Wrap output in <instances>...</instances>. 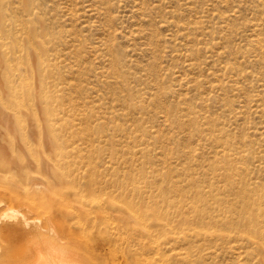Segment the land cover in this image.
Here are the masks:
<instances>
[{"label":"rangeland","instance_id":"rangeland-1","mask_svg":"<svg viewBox=\"0 0 264 264\" xmlns=\"http://www.w3.org/2000/svg\"><path fill=\"white\" fill-rule=\"evenodd\" d=\"M34 1L43 10L44 14L41 12V15L46 20L48 31L57 32L55 36L58 37L55 38L48 53L41 55L54 65L47 69V74L50 75L47 77L48 88L49 85L54 89L55 85L63 84L66 87L65 95L59 99V103L68 110L65 109L68 114L71 111H78L81 114L79 117L62 115L60 124L64 123L74 131H82L81 138L94 145L93 148L89 146L82 155L74 159L75 163L68 169H60L61 166L55 165L52 168L53 172L66 174L68 183L78 187H83L84 183L93 180H103L104 183L107 181L111 184L110 188L100 194L111 195L115 178L134 183L140 191L154 193L161 191L167 194L171 193L173 188L170 181L176 184V180L178 183L183 182L191 175L201 185L200 187L205 190L211 187L218 193L206 198L207 204L213 208L210 215L215 219L220 218L223 213L227 214L229 210L236 216L243 210V205L245 206L247 201H252L261 194L249 183L258 181L264 185V96L259 102L262 110L259 113H254L253 105H249L239 108L242 113L238 114L237 120L229 118L233 116L234 109L237 111L236 106L248 96L259 93L257 88L252 87L256 85L255 76L260 75L264 79V52L252 48L249 44V40L259 34L264 45V22L259 33L255 34L250 29H245V25L257 16L261 17V14L264 16V0H261L262 5L259 6L257 5L259 0H249L251 2L243 7L237 18L230 21L232 30L225 28L226 23L221 16L233 13L237 5L235 0H227L226 3L223 0ZM20 7L18 0H6L5 16L8 24L26 21L27 17ZM203 25H207L209 34H200V31L191 29L190 32L188 29L183 30ZM180 43L186 45L183 47L188 51L179 47ZM147 48L150 50L145 52ZM216 50L225 51V56L219 57ZM189 62L194 64L193 68L187 67ZM230 67L236 70L232 72ZM108 69H112L111 77L103 72ZM26 72L23 66L17 70L18 75ZM249 72L253 74L246 77ZM27 73L26 76L29 77V72ZM212 73L215 76L211 75ZM243 76L244 84L241 83L240 89L213 90L214 86L233 79H241ZM25 82L27 81L20 83V88ZM154 93L159 97L156 102L150 103L147 97ZM209 95L215 97L202 104L201 99ZM140 100L143 101V106L130 105L131 102ZM112 102L116 105L114 106ZM193 108L197 115L192 114ZM204 117H207V120ZM44 118L41 116L42 120ZM218 130H223V133L219 134ZM132 133L146 136L142 140L132 139ZM212 135L219 136L222 141L228 138L229 141L226 142L229 143V152L248 150L252 154L251 158L243 161L232 159L221 161V156L216 157V153L222 151L220 142L211 140ZM157 145L163 148L160 149ZM168 161L171 164L173 162L172 167L171 164L168 165ZM52 171L46 175L34 168L28 179H25L31 184L34 180L37 184L43 180L39 185L50 188L44 189L46 195L51 196H45L48 200L56 199L60 195L50 177ZM13 176L17 177L13 173L7 178L11 179ZM234 189L237 192L241 191L239 196ZM54 192L57 195H54ZM243 192L248 194L243 196ZM36 197L34 200L38 201L40 198ZM100 199L106 204L110 203L105 197ZM24 200L27 203L32 202L29 197ZM4 208L7 210V207L3 206L0 215L6 212ZM262 209L264 205L257 210L258 213L254 212L259 218L264 216V211L260 212ZM30 215L37 216L35 213ZM110 224L111 227L103 224L100 227L89 228L91 232L86 228L82 244L88 242L83 244L87 248L94 245L98 232L106 228L112 230V221ZM214 229L218 230L216 227ZM236 243L242 242L230 244L211 242L209 245L213 253L211 257H237L236 253L227 252V248L237 246ZM242 244L245 247L240 250L242 256L253 257L251 263L255 264L257 257H262L258 249L246 243ZM102 255L100 257H121L112 253V246ZM228 260L226 259V262ZM93 264H112V260L102 259Z\"/></svg>","mask_w":264,"mask_h":264},{"label":"bare ground","instance_id":"bare-ground-1","mask_svg":"<svg viewBox=\"0 0 264 264\" xmlns=\"http://www.w3.org/2000/svg\"><path fill=\"white\" fill-rule=\"evenodd\" d=\"M235 1L237 5H235L236 9L233 10V13L221 16L223 22L226 23L227 30H232L230 21L237 18L243 7L251 2L249 0ZM223 2L228 1L223 0ZM5 3L6 0H0V180H2L0 181V210L3 206L7 207V210L4 208L6 212L0 215V264H93L102 259H110L112 264H252L253 257H243L240 252L242 248H245L242 243L256 247L262 257H257V261L254 263L264 264V216L259 218L254 214V212L258 213L257 210L264 205V185L258 181H253L249 185L261 194L252 201L244 203L245 206L242 204L243 210L239 214L235 216L233 211L229 210L227 214L223 213L220 218L215 219L210 215L213 208L207 204L206 198L213 196V193H218L214 192L211 187L206 190L200 187L201 185L191 175H188V178L183 182L178 183V180L175 179V184L170 181L171 184L173 183L171 186L174 188L175 185L176 188L174 190L171 188L172 192L167 194L161 191L155 193L147 190L140 191L134 183L115 178L112 183L111 195L110 193L100 194L110 188L111 184L107 181L104 183L103 180H93L84 183L83 187H78L68 183L66 174H57L52 171L55 165L61 166L60 169H68L75 163L74 159L82 155L89 146L93 148L94 145L88 144L81 138L82 131H74L64 123L60 124L62 115L79 117L81 114L78 111H71L69 115L66 112L67 109L59 103V99L65 95L66 87L63 84L55 85L54 89H51L49 85L48 88L47 77L50 75L47 74V69L54 65L41 55L48 53L55 38L58 37L55 36L57 32L48 31L46 20L41 15V12L44 14L42 8L34 0H18L19 7L21 6L20 10L27 19L25 22L14 21L13 25H10L5 16ZM221 3L220 1L219 4ZM257 5H262L261 0L257 2ZM261 15L247 23L245 29H250L255 34L259 33L262 29V22H264V16ZM185 29H188V32L191 29V31H200V34H209L207 25L183 28V30ZM139 34H141V30ZM258 35L256 38L250 39L249 44L252 48L264 52V45ZM114 40L116 41V39ZM183 46L186 45L179 44V47ZM183 48L188 51L187 48ZM149 50L147 48L145 52ZM224 54L225 51L216 50V55L219 57H224ZM20 66L29 72V77L26 76L27 72L18 75L17 70ZM193 66L192 62L187 64V67L193 68ZM225 68L227 69V67ZM230 68L232 72L236 70L234 67ZM103 72L109 77L112 76V69ZM252 74L249 72L245 76ZM211 75L215 76L214 73ZM245 76L214 86L213 90L240 89L241 83L244 84ZM255 77L256 85H252V87L257 88L259 93L248 96L245 101L240 103L241 106L240 104L236 106L237 111L235 112L234 109L230 120H237L242 113L239 108L249 105H253L254 113L262 111L259 102L264 96V83H262L264 79L260 75ZM23 81L27 82L20 88V83ZM150 94L147 97L148 101L156 102L159 96L155 93ZM127 97L129 96L127 95ZM213 97L215 95L202 98V104L210 101ZM164 101L166 102V99ZM142 102V100L135 101L130 105L140 104L143 106ZM159 102L162 101L159 100ZM112 103L114 106L116 105L114 102ZM194 109H192V114L197 115L198 113ZM41 116L45 117L44 120L41 119ZM204 119L207 120V117ZM217 132L222 134L223 130ZM260 133L262 134V132ZM145 136L146 134L132 133L131 138L142 140ZM162 136L160 135V137ZM211 140L220 142L222 151L221 153L217 152L216 157L221 156V161L224 159L243 161L252 156L248 150L237 153L229 152V143L226 142L229 141L228 138L222 141L219 136L212 135ZM161 145L157 146L161 149ZM162 151L164 152V149ZM171 151H169L170 154ZM187 154L185 156L188 158ZM177 158L176 160H179ZM109 163L111 164L112 161ZM170 164L169 162L168 165ZM34 168L46 175L51 174L50 171L53 172L50 177L55 182V190L60 193L56 199H46L45 196L49 194L46 195L44 189L50 190V188L46 185H43L45 188L40 187L42 179L39 184L34 183L35 180L33 184L28 180L25 181ZM13 173L17 177L13 176L8 179L7 176ZM132 177L135 178V176ZM219 177L222 178V175ZM34 179L37 178L34 177ZM249 191H251L250 188ZM239 192H237L238 196ZM243 194L245 196L248 192H243ZM36 196L40 198L37 199L38 201L34 200L37 198ZM26 197L31 198L32 202L27 203L24 200ZM100 197L109 199L110 203L102 202ZM242 199L245 200L244 197ZM263 211L264 209L260 212ZM32 213L37 216L32 217L30 215ZM111 221L112 230L109 231L106 228L104 231L98 232L94 245L87 248L84 245L88 242L82 244L86 228L90 231L103 224L110 226ZM214 227L218 230H215ZM211 242L242 243H236L237 246L233 245L227 248L228 253H236L237 257H211L213 254L209 246ZM111 246L112 253L121 257H102L104 256L103 252ZM100 255L102 256L100 257ZM226 259L229 260L226 262Z\"/></svg>","mask_w":264,"mask_h":264}]
</instances>
